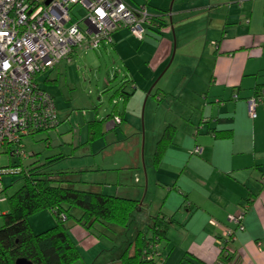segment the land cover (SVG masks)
I'll list each match as a JSON object with an SVG mask.
<instances>
[{
  "label": "crops",
  "instance_id": "0c3cea01",
  "mask_svg": "<svg viewBox=\"0 0 264 264\" xmlns=\"http://www.w3.org/2000/svg\"><path fill=\"white\" fill-rule=\"evenodd\" d=\"M123 1L133 8L146 5L155 24L165 27L162 30L157 25H148L145 41L136 39L128 29H120L113 35L114 42L99 50L112 52L113 63L118 66L116 76L119 77V72L122 74L121 79L128 82L126 91L133 95L121 124L113 118L107 120L101 139L88 143L89 130L86 138L83 137L85 129L80 127L79 145L112 146V150L105 152L101 161L67 171L77 174V179L81 173H88L87 180L84 176L81 180L87 190L139 201V215H144V223L156 216L168 220L174 217L167 228L166 240L157 246L158 264H220L217 237L233 229L230 217L239 215L248 206L244 229L237 230L230 245L234 258L229 264H264V101L257 108L256 119L250 117L248 106L255 92L264 88V0ZM79 51L74 52L71 62L64 60L46 73L45 84L58 83L62 68L67 71ZM175 77L178 81L172 85ZM161 82L164 84L160 89L166 96L171 95V100L165 101L169 113L172 115V106L183 101H189L188 105L194 109L197 103L200 121L194 123L197 119L191 109L184 114H181L183 110L173 113L172 119L181 122L176 125L172 120L168 125H176V134L160 164L165 165L171 159L169 166L173 170L167 173L161 166L155 170L153 191L160 205L157 203L153 210L152 205L141 201L142 191L150 189V182L145 184L144 178L142 181L139 178L146 166L144 170L141 167V154L145 155L146 147L142 150L143 134L137 121L146 98L145 146L149 131L153 158L164 130L156 127L155 102L149 97ZM44 87L40 86L46 91ZM117 100L120 106L123 100ZM109 115L100 119L89 117L87 125ZM220 118H233L232 124L218 121ZM212 128L231 129L233 136L217 139ZM70 130L73 125L69 121L56 130L62 145H75L74 141L63 138ZM179 133L182 139H177ZM128 139L133 141L128 147L133 151L132 156L123 152V144ZM93 145H90L92 152ZM197 146L202 148L198 158L193 156ZM151 165L150 169H154L153 162ZM163 172L170 179L165 183L169 194L164 201L166 193L159 185L164 182L160 177ZM175 185L179 194L170 201ZM213 221L216 225L211 224ZM30 223L35 233L56 224L51 211L34 215ZM71 233L81 252L83 248L92 250L99 243L78 226L72 227ZM118 257L117 253L106 264H117Z\"/></svg>",
  "mask_w": 264,
  "mask_h": 264
},
{
  "label": "built area",
  "instance_id": "2783aa9c",
  "mask_svg": "<svg viewBox=\"0 0 264 264\" xmlns=\"http://www.w3.org/2000/svg\"><path fill=\"white\" fill-rule=\"evenodd\" d=\"M0 0V163L24 160L23 138L41 129H53L59 114L53 97L37 84V76L66 60L74 50H97L113 42V34L128 29L145 41L153 16L145 5L133 8L123 0ZM248 100L249 115L256 119L264 101V88ZM115 122L121 124L119 118ZM202 153L197 146L194 155ZM13 169L0 164V194L4 179ZM264 186V175H262ZM245 213L230 217L243 230ZM212 225H216L213 221ZM225 230L223 238H234ZM221 254L228 255L225 241L217 239ZM220 264H225L221 262ZM228 264V263H227Z\"/></svg>",
  "mask_w": 264,
  "mask_h": 264
},
{
  "label": "trees",
  "instance_id": "16d2710c",
  "mask_svg": "<svg viewBox=\"0 0 264 264\" xmlns=\"http://www.w3.org/2000/svg\"><path fill=\"white\" fill-rule=\"evenodd\" d=\"M151 24L157 25L162 30L165 27L164 24H155L153 19ZM146 27L148 28V26ZM109 45L102 44L97 49H102ZM93 51L96 52L97 50ZM73 55L71 56V61ZM38 78L39 76H37V84L39 86ZM120 83V88L111 97V103L114 105L110 115L101 120L89 121L88 143L103 137V128L107 120L119 118L122 122L127 112L126 106L133 93L126 91L128 82H125V79ZM108 91L109 89L105 92ZM116 99L123 100L122 108H120L119 101H116ZM232 120L233 118H220L218 121L232 124ZM60 124L59 114V122L53 129H41L30 135L41 131L49 133L60 128ZM210 130L213 132L214 137L220 140L221 138L228 139L233 136V130L231 129L219 131L216 128H212ZM175 131V126H169L164 130L161 139L156 144L153 156L154 166L159 167L162 163L167 149L172 146L176 134ZM62 158L64 157L51 159L43 164L34 163L28 168H25L24 165L18 167L19 169L16 172L20 170L23 176V185L18 192L12 196H7L10 209L9 213L3 215L4 225L0 227V264H17L19 260L23 259L30 264H84V256L72 237L71 229L74 226L84 229L85 232L99 242L102 236H107L114 243L115 248L118 247V243H115L118 236L125 237L122 243L124 245L127 243V247L119 253L117 264H158L156 257L159 255L157 246L166 240L167 228L174 222V217L168 220L166 217L156 216L149 222H145L144 228L135 227L134 236L129 239L128 235L138 221V214L141 209V206H139L140 202L130 198L103 195L82 188L78 189L77 185L82 183L81 176L77 179L76 174L73 172L58 171L51 168L56 161ZM11 162L9 163V168L12 169L13 167L16 169ZM14 172L15 170L9 174L14 175ZM4 188L2 193L7 191L5 182ZM247 208L248 206L242 208L241 213L246 214ZM77 209L81 211L78 217L73 215V212ZM45 211L53 213L56 224L46 229V231L33 232L30 218ZM69 219L74 221L71 226L67 225ZM230 223L233 225L232 222ZM231 230L234 231V237L238 229L234 226ZM223 233L217 239L225 241V248L230 252L226 256L223 253L221 254V262L229 264L234 258V251L231 250L230 245L235 238H223ZM122 246H120V250Z\"/></svg>",
  "mask_w": 264,
  "mask_h": 264
},
{
  "label": "rangeland",
  "instance_id": "374dc122",
  "mask_svg": "<svg viewBox=\"0 0 264 264\" xmlns=\"http://www.w3.org/2000/svg\"><path fill=\"white\" fill-rule=\"evenodd\" d=\"M137 1V0H134ZM142 2V0H141ZM140 44V43H139ZM79 56H75L73 59L74 62L71 64V67L68 68L66 71L65 68H62L59 82L53 85H46L44 82V78L46 73H43L39 75L40 79V86L42 87V84L45 86L44 88L46 91H48L51 95H53L55 102L58 104L59 114H61L62 122L60 126L62 127L67 123L70 122L71 125H73V130L68 133H66L63 138L65 140L70 142H75V145L66 144L62 145L61 141L58 137H56V130H53L49 132L41 131L39 133L30 135L28 137L23 138V145L24 150L26 151L28 157L25 160L18 161L16 159H13L11 162L8 160L7 156L3 157L1 160V165L6 167L10 162L11 164L16 167L12 169L15 170L14 175L8 174L4 180L7 191L6 193L0 194V227H2L3 224V215L9 213L10 204L7 200V196H12L16 192L20 190V187L23 185V176L18 171V167L20 165H24L25 168L30 167L34 163L43 164L46 161H50L51 159H57L60 157H64L58 161L55 162V164L51 167L53 170L58 171H67V170H75L79 169L80 166H88L91 161L97 162L101 161L102 155L105 152H109L112 150V146H106L105 148L94 146L95 150L92 152V149H90V145L84 144L79 145V133L80 130L83 127L85 130L83 131V137H86L88 134V119L89 117H97L100 119V117H105L109 113H111L112 106L114 105L111 103V97L114 94V92L120 88L121 85V73L119 72V77L117 75L118 66L113 63V57L111 51L109 50V53L106 52H100V49H97L96 52L93 50H82L79 49ZM100 50V51H99ZM87 54H84L86 53ZM175 65L170 69V75H173L171 72L174 71ZM169 75V76H170ZM56 78V75H55ZM178 77H175V79L172 82V85L177 83ZM162 84L164 82H161V85L159 84L158 89H156L152 94L155 95L154 97L152 94L149 98H151V101L153 100L155 102V110H156V120L155 124L158 130L161 131L165 130L169 124H171L172 120L175 121L176 124L181 121H176L174 118L173 113H177L178 110H183L181 114H184V112H189L191 109L192 114H194V118L197 119L194 121V123L197 122V124L200 121V112L198 108L197 103H195V108H192L188 105L189 101H183L181 105H175L172 106V115L169 113L170 108L167 105L166 100H171V95L164 94V92L160 89ZM170 85V87L172 86ZM107 89H109L108 92H105ZM170 92V91H169ZM172 93V92H171ZM170 93V94H171ZM139 95V99H141ZM116 101H118L116 99ZM120 101V100H119ZM146 101V98L143 102L142 106V113L140 117L138 118V127H140L143 134V140L142 145L143 149L146 147L145 155L143 153L141 154V167L144 170L140 174V179L144 178L145 184L150 182V189L146 192V189L142 191V202L144 201V205H152V209L156 210V206L160 205L159 197L155 196L154 193V184L156 183L155 179V170L159 169V167L154 166V160L151 157V146H150V139L152 138L150 132L148 131V138L145 146V122H144V105ZM123 107V102H120V108ZM182 107V109H181ZM169 108V109H168ZM148 110V109H147ZM194 110V113H193ZM149 120V114L148 119ZM168 121L167 124H164L165 121ZM175 125V126H176ZM60 127V128H61ZM150 127V124L148 126V129ZM165 127V128H164ZM206 127V126H205ZM164 132V131H163ZM182 133V132H181ZM179 133L177 136V139H182V135ZM87 138V137H86ZM126 142L123 144L124 149L123 152L125 155H133V151H131L128 147L132 145L133 141L131 139L125 140ZM86 142V141H85ZM157 144V143H156ZM122 146V147H123ZM120 153V152H119ZM89 156V157H88ZM197 156L198 155H194ZM108 159V158H107ZM168 159V158H167ZM109 160V159H108ZM171 160V159H170ZM167 160L166 164H162L161 168L165 169L167 172H171L173 169L169 165H171V161ZM144 161V162H143ZM154 169H150V166H152ZM160 174L161 180L164 181L163 183H160V187L162 188V191L166 193V196L163 198V201L166 199L167 195L169 194V188L165 183L166 181H170L169 177L165 176L164 173ZM167 172V173H168ZM81 177L87 180L88 173L84 172L81 173ZM77 175V174H76ZM79 175V174H78ZM78 189H85L81 184L77 185ZM87 190V189H85ZM146 192V193H145ZM176 194H179L178 188L175 185V188L172 190L171 195H173L169 200L172 201L174 196ZM158 203V204H157ZM163 203V202H162ZM157 204V205H156ZM186 204V202H185ZM188 204V203H187ZM186 209L184 208V211ZM48 212V211H45ZM43 212V213H45ZM80 210L77 209L73 212V215L77 216L80 214ZM52 217V216H51ZM53 218V217H52ZM144 215L138 214V221L136 225H134L132 231L129 233L128 238L130 239L131 236H134L135 233V227H142L144 228L145 223L143 222ZM74 224L73 219H69L68 226H71ZM35 226H38L35 224ZM113 237H115L113 235ZM125 240V237H119L117 238V241L115 243H118V247H114V243L111 242V240L106 236L101 237V241L98 243V245L92 250L86 251V249H82V254L85 257L86 264H106L112 258L115 254H119V248L121 245H124L122 241ZM127 243L124 245L123 249H125L127 246ZM81 264V263H78ZM85 264V263H84Z\"/></svg>",
  "mask_w": 264,
  "mask_h": 264
},
{
  "label": "water",
  "instance_id": "95a60500",
  "mask_svg": "<svg viewBox=\"0 0 264 264\" xmlns=\"http://www.w3.org/2000/svg\"><path fill=\"white\" fill-rule=\"evenodd\" d=\"M51 1L52 0H47L46 4L48 5ZM17 264H30V263H28L26 260L23 259V260H19Z\"/></svg>",
  "mask_w": 264,
  "mask_h": 264
}]
</instances>
